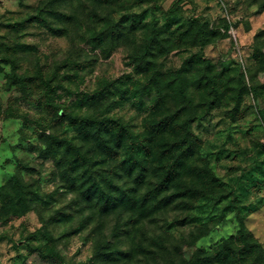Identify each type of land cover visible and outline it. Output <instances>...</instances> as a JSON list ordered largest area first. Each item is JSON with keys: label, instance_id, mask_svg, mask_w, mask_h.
<instances>
[{"label": "rangeland", "instance_id": "374dc122", "mask_svg": "<svg viewBox=\"0 0 264 264\" xmlns=\"http://www.w3.org/2000/svg\"><path fill=\"white\" fill-rule=\"evenodd\" d=\"M240 230L264 264V0H0V264H188Z\"/></svg>", "mask_w": 264, "mask_h": 264}, {"label": "trees", "instance_id": "16d2710c", "mask_svg": "<svg viewBox=\"0 0 264 264\" xmlns=\"http://www.w3.org/2000/svg\"><path fill=\"white\" fill-rule=\"evenodd\" d=\"M201 38H204V35H202ZM8 62L12 66V74L9 77L10 84L17 81L23 83V79L18 77L16 74L15 63L11 61ZM208 79L213 84L215 83L214 77H210ZM179 94L185 97V95L182 93L181 90ZM216 98L217 100H219L218 94L216 95ZM46 107L49 108L50 105H46ZM79 125L81 126L82 131H85L86 133L89 131V129L92 128L97 129L99 132L104 134L111 133L112 136L111 139H113V141L117 144V146H121L123 143H127L129 147L128 156L130 159L138 161L137 159H134L133 157L134 153L136 155L150 156V147L147 145V143L143 140L137 139V137L134 134H132L127 129V127L120 121L114 122L110 119H102L97 121L85 117L80 120ZM185 126L188 127L189 123H186ZM77 154L83 158V155L80 152L77 151ZM139 163H142V161H139ZM144 164H146V162ZM104 208H106V206ZM26 210L27 209L25 208L23 212ZM244 241H245V245L242 249L234 248V246L237 243ZM260 249L261 248L259 242L256 241V239H254L253 236H251L248 233H245L243 230L242 231L240 230L236 236L234 235L231 238L227 239L224 243L218 245L215 248V250L210 252L209 254H205L202 251H197L196 258L191 262H189L188 264H238L239 259H241L244 256L245 251L248 253H253V252H257ZM38 254L43 258H49L48 257L49 254L52 255V253L49 252L48 256H46V254H44L42 251H40V253L38 252Z\"/></svg>", "mask_w": 264, "mask_h": 264}]
</instances>
